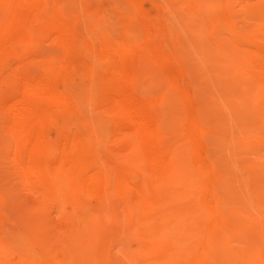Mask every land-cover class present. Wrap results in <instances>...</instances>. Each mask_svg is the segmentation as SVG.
<instances>
[{"label":"bare ground","instance_id":"obj_1","mask_svg":"<svg viewBox=\"0 0 264 264\" xmlns=\"http://www.w3.org/2000/svg\"><path fill=\"white\" fill-rule=\"evenodd\" d=\"M0 264H264V0H0Z\"/></svg>","mask_w":264,"mask_h":264},{"label":"rangeland","instance_id":"obj_2","mask_svg":"<svg viewBox=\"0 0 264 264\" xmlns=\"http://www.w3.org/2000/svg\"><path fill=\"white\" fill-rule=\"evenodd\" d=\"M147 5H148V6H147ZM144 6H145V7H144L145 9L148 8L147 10H149L151 13H153V10H154V9L151 7L150 2H149V3H148V2L144 3ZM146 7H147V8H146ZM112 36H114V34H113Z\"/></svg>","mask_w":264,"mask_h":264}]
</instances>
